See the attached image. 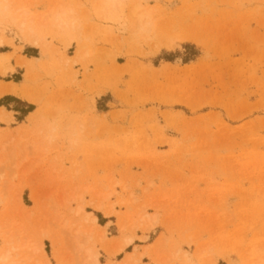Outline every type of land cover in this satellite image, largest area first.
<instances>
[{
	"label": "rangeland",
	"instance_id": "rangeland-1",
	"mask_svg": "<svg viewBox=\"0 0 264 264\" xmlns=\"http://www.w3.org/2000/svg\"><path fill=\"white\" fill-rule=\"evenodd\" d=\"M0 6L41 40L0 19V251L81 264L78 230L100 264H264V0Z\"/></svg>",
	"mask_w": 264,
	"mask_h": 264
},
{
	"label": "bare ground",
	"instance_id": "bare-ground-1",
	"mask_svg": "<svg viewBox=\"0 0 264 264\" xmlns=\"http://www.w3.org/2000/svg\"><path fill=\"white\" fill-rule=\"evenodd\" d=\"M127 0H101V6H100V10L102 12H106V11H116L117 10V6L119 3H124ZM6 2V1H5ZM132 3V2H131ZM19 10V9H17ZM59 12V11H58ZM148 12H153L148 11ZM100 13V12H99ZM16 15H14L12 12H10V9L8 8V6H0V19H1V23H5V24H14L16 25V27L20 30L23 31L27 38H29L28 44H30V47H34L36 48L39 44H40V38L37 36L36 30L34 29L33 26V19L29 18L28 14L26 12H20V13H15ZM63 14V12H62ZM61 15V14H60ZM70 15V14H69ZM148 13L143 11V8L141 7L140 4L135 3L133 4V6L130 8L127 17V20L130 21L131 26L136 29L137 32H139L140 34L143 33L146 34L149 30V23H148ZM42 17V15H41ZM40 17V18H41ZM61 17V16H60ZM44 18V17H43ZM55 17L53 16V19ZM45 19V18H44ZM60 19V18H59ZM43 20V19H42ZM41 20V21H42ZM128 21V22H129ZM71 23V22H70ZM151 23V22H150ZM53 24V23H52ZM129 24V23H128ZM59 27L62 26H68V24L66 22L60 21L58 23ZM71 26V25H70ZM52 27V26H51ZM55 28V27H54ZM70 29V28H69ZM72 30V29H71ZM62 32V31H61ZM68 32V31H67ZM135 34V33H134ZM147 35V34H146ZM131 36V35H130ZM133 36V35H132ZM43 45V44H42ZM45 46V45H44ZM54 49V47H53ZM57 52V51H56ZM85 56V54H83ZM82 56V55H81ZM79 57V56H78ZM81 58V57H79ZM77 59V58H76ZM83 59V58H81ZM19 61V59H18ZM31 60L29 59H23L22 61H19L17 64L19 67H23L24 65H26L28 62H30ZM68 61V60H66ZM77 61V60H76ZM26 67V66H25ZM14 69L13 67H11L9 65V61L8 59H6V57L4 56V54L0 53V75H4L7 72H13ZM28 88V87H27ZM22 91V90H21ZM8 94H14V89L12 87L10 88H0V97L4 96V95H8ZM17 95V94H16ZM0 111L2 113H5L4 109H0ZM11 120V119H10ZM32 121V120H31ZM6 122H10V121H6ZM5 123V122H4ZM21 128V127H20ZM51 129V128H50ZM32 144V142H31ZM37 144V143H36ZM34 146V144H33ZM1 195V194H0ZM104 197V196H103ZM18 199V198H17ZM20 200V198H19ZM134 201V200H133ZM97 209V208H96ZM111 209V208H110ZM77 214H86L89 215L87 213H84V211L79 208L77 209ZM108 215V214H107ZM91 218V217H90ZM93 223L97 224V218L95 216H93L92 218ZM139 221V220H138ZM140 221L145 225L148 226L149 224H154L156 222V217L155 216H151V215H143L140 219ZM89 222V221H88ZM98 226V225H97ZM150 226V225H149ZM100 228V226H98ZM146 230V229H145ZM75 236L73 238L74 243H76L77 245V249H79V252H82V257L81 264H100L99 260H98V256L95 253V251L93 250L92 247L90 246H86L85 243L79 242L78 241V234L79 231L76 230L75 231ZM84 232V231H83ZM84 235V234H83ZM104 237V234H102ZM102 237V236H101ZM128 238V237H127ZM144 240V239H143ZM5 242V241H4ZM132 244V240L131 239H125V243L124 245L121 247L120 251H123L126 247H129ZM5 245V244H4ZM10 245V244H9ZM7 246V245H6ZM36 246V245H35ZM39 247V246H37ZM10 248V247H9ZM34 248V247H33ZM6 249V248H5ZM32 250V249H31ZM11 251H17L15 248H11L8 250H1L0 251V264H17V262L14 260V258L11 256ZM35 251V249H34ZM37 251L42 252V248H38ZM77 251V250H76ZM80 255V254H79ZM81 257V256H80ZM183 257V255H182ZM160 258V257H159ZM184 260V259H183ZM262 261V260H261ZM263 263V262H262Z\"/></svg>",
	"mask_w": 264,
	"mask_h": 264
},
{
	"label": "crops",
	"instance_id": "crops-1",
	"mask_svg": "<svg viewBox=\"0 0 264 264\" xmlns=\"http://www.w3.org/2000/svg\"><path fill=\"white\" fill-rule=\"evenodd\" d=\"M31 48H34V47H31Z\"/></svg>",
	"mask_w": 264,
	"mask_h": 264
}]
</instances>
